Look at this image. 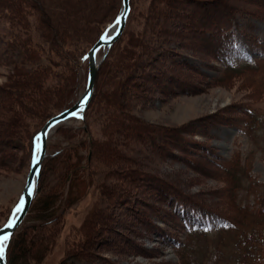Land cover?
I'll use <instances>...</instances> for the list:
<instances>
[{"label": "rangeland", "instance_id": "1", "mask_svg": "<svg viewBox=\"0 0 264 264\" xmlns=\"http://www.w3.org/2000/svg\"><path fill=\"white\" fill-rule=\"evenodd\" d=\"M117 5L0 0V227L26 184L30 136L73 92L71 106L83 93L88 65L79 59L77 80L75 59L113 23ZM129 12L96 73L86 120L71 118L49 134L50 150L59 152L44 160L37 198L15 229V258L10 243V264H182L183 254L199 264H239L236 232L186 236L173 197L233 226L246 215L234 206H253L264 223L257 201L264 129L243 132L249 121L264 125V61L243 36L264 42V0H129ZM226 13L242 31L228 30L237 32L240 62L257 70L224 74L210 53L211 24ZM144 209L150 220L140 219ZM171 237L182 245L173 247Z\"/></svg>", "mask_w": 264, "mask_h": 264}, {"label": "trees", "instance_id": "2", "mask_svg": "<svg viewBox=\"0 0 264 264\" xmlns=\"http://www.w3.org/2000/svg\"><path fill=\"white\" fill-rule=\"evenodd\" d=\"M120 5H121V0H118V5L116 7V10H115L114 14L112 15L111 20H113L116 17V15H117V13H118V11L120 9ZM220 14H222V13H220ZM129 15H130V12L128 14L126 22H127L128 18H129ZM218 16L214 15V17H218ZM235 19H236L235 15L233 17L232 15L230 16V14H228V13L224 14V16H222V17H220L218 19H215L212 22V24H211L212 34L210 33L209 30L205 31L207 34L208 33L211 34L210 36H208L209 40L206 41L204 39V38H206L205 35L203 36V39L207 42V44H208V42L211 43V45L209 46V49H210L209 51L212 54V56L214 58H216V60H218L219 62L222 63V67L220 68V71L222 73H224V74L226 72H231V73L239 72V71H241L243 69H249L251 71L252 70H257V67L259 65V64H257V66H255V65L252 66L248 62H240V59H239L238 55L240 53H242V52H241V49H240L239 45H237L236 43L234 44L235 38L237 39V36H234L233 34L237 33L236 32L237 30L240 31V29H237L239 27V25H237V20H235ZM232 25L235 26L236 31L228 32V30L231 28ZM125 27H126V25H125ZM195 28H196V26H195ZM101 31L98 33L96 38L90 43V45L86 48V50L83 51L75 59V62H74L75 72H76V75L80 74V77L78 76L79 78L77 77L78 78L77 80H81V77H82L81 73H83V70L78 68V61H79V59L81 57H83V55H85L87 53V51L96 42V40H97L98 36L100 35ZM124 31H125V28H124L122 34L120 35V37L112 44V46H111V48L109 50V53L112 50V48L114 47V45L118 42V40H120V38L122 37ZM201 31H202V29H201ZM240 32H242V31H240ZM243 36L245 38L246 43H249L251 48H255V49L258 50L260 58L258 59L257 62L264 61V42H260L259 40L256 39V37L253 38V36H247L245 33H244ZM108 54L106 55V57L108 56ZM101 65L99 66L98 71L100 70ZM97 75H96V78H97ZM219 79L221 80V78H219ZM77 83H79V81ZM76 94H77L76 91L73 92V97L71 98V100L69 101L67 106L65 108L61 109L60 111L56 112L55 114L47 117L45 120H43V122L40 124L38 129L30 136V139H29V154L30 155H31V151H32V145H33L34 137L37 134V132L40 130L41 126L50 117H52V116L60 113L61 111L69 108L73 104L74 100L76 99L75 98ZM92 97H93V95H92ZM92 97L90 99V102L92 100ZM90 102L88 104V107L90 105ZM253 114L254 113L251 112L247 116L255 118V116ZM83 117L84 118H83V120H80V123H82L83 121L86 120V112H84V116ZM245 125L246 126L244 127V131L243 132L247 136L249 134L253 133L256 129H258V130L259 129H264V125L263 124L262 125H260V124L258 125L257 123H253L252 121H249L247 124L245 123ZM85 133H87V134L89 133L88 129L84 130V134ZM58 152H59V150L58 151L57 150L51 151L50 147H49V144L47 143L46 152H45L44 157H43V162L41 164L40 172L38 174L36 190H35V196L33 198V201H32V204H31L30 208L32 207V205L34 204V201L37 198V192H38V187H39V177L41 175V170H42V166H43L44 160H45L46 157L52 158L54 155L58 154ZM29 158H30V156H29ZM227 161H228V159H227ZM227 164L231 165L232 171H234L235 168L237 167V159H233L232 158V159H230V161L227 162ZM227 176H229L228 172H227V174L224 177H227ZM238 181H240V177H239ZM149 182H151V181L149 180ZM233 182H232L231 186H233ZM155 187H156V185H155ZM156 189L159 190L158 187H156ZM259 193L261 194V198H259L260 202H259L258 199H257V201H258V203H260L259 207L263 208L264 193H262V192H259ZM247 194H248V192H247ZM162 196L163 195H161V197ZM179 201L180 200H177L176 197H173V199H171V202H169V203L170 204L174 203L173 207H175L176 205L179 206V207H175V210L177 208H179V209H177L173 213L177 217V219L181 221L180 222L181 223V227H182V230L184 231V234L186 236H189V237L192 238V236L196 235V234H197V236L208 235V234L210 235V233H217V232L220 231L219 233L221 235V231L222 232H224V231H230V232L235 231L237 239L239 241H241L240 242L241 243V246H240L241 250L239 251L240 258H241L240 263L241 264H244V263H246V264H258L260 258L264 255V247H263L264 246V223L261 222L262 221V219L260 220L261 217L259 218V216L263 215L261 209H259V210L257 208L254 209L253 206L251 207L252 209H247L245 207H242L241 204L235 205L234 207L236 209V214L246 213V215L245 214H244V216L237 215L236 216V225L233 226L232 224H230V222L227 219L223 218V216H218L217 214L214 213V211H212V210H210L208 208L207 209H205V208L203 209V208L194 207V206H190V205L189 206L186 205L187 206V208H186V206L184 204L181 205V206L178 205V203L179 204L182 203V201H180L181 203ZM240 206H241V209L238 208ZM189 207H190V209H189ZM30 208H29V210H30ZM35 211L36 212H40V213H38V217L39 218L43 217V214H42L43 208H42V206L36 207ZM143 213L144 214H142V217L144 219L142 217L140 219H143V221H144L145 219L149 218L148 220H150V216H148V214L146 215V213H148V212L147 211H143ZM252 215H253V217H251ZM245 216L248 217V219H249L247 222L244 221V217ZM145 217H147V218H145ZM161 219L164 220L165 218L161 217ZM258 219H259L260 222L258 221ZM19 227H18V229H19ZM157 228H158L157 230H161V229H159V227H157ZM17 230L12 234V236H11L9 242H8V245H7V248H6V252L4 254V264H10L9 263V257H8V251H9L10 243L12 245H16V247H17V248H15V247L12 246L14 248L13 249L14 251H12L13 252L12 254H13V257L15 258V253H16L15 251L19 247V243L18 244L14 243L15 242L14 239H16V235H17ZM151 230H154V229L151 228ZM170 240L173 241V237H171ZM181 245L182 244L179 241H176V242L173 241V247L177 248L178 246H181ZM184 253H186V252H184ZM186 254H189V253H186ZM179 258H180L182 264H199V262L187 261V259H185L186 257H185L184 254L182 255V257L180 256ZM262 259H264V257H262ZM261 264H264V261H262Z\"/></svg>", "mask_w": 264, "mask_h": 264}, {"label": "water", "instance_id": "3", "mask_svg": "<svg viewBox=\"0 0 264 264\" xmlns=\"http://www.w3.org/2000/svg\"><path fill=\"white\" fill-rule=\"evenodd\" d=\"M125 12H126V16L123 15V13H125ZM128 12H129V0H121L120 11H119L117 17L115 18V20L113 21V23L109 27H107V29L103 32V34L100 36L98 41L94 44V46L81 59V61L86 60L87 65H88V71H87V76H86V85H85V89H84L83 93L80 95V97L78 98V100L76 101V103L73 106H71L70 108L58 113L57 115H55L54 117H52L48 121H46V123L42 126L40 131L34 137L31 162H30V167H29V171L27 174V178H26V184H25L24 189L22 191V195H21L18 203L12 209L11 215L8 218V220L10 218H12V213L14 212L16 206L20 203L21 198H23L25 201L23 211L18 214V220H17L16 226L11 230L5 229L4 226L8 222V220H7L6 223L2 227H0V229L4 230V232L0 233V234H5L9 231H11V233L13 234L15 229L20 225V223L22 222V220L24 219V217L27 214V211L30 207V203L34 198L38 174L40 171L41 162L43 160V157H44V154L46 151L47 139L49 137L50 130L53 127L65 122L71 118L83 120L84 111H85V109L89 103V100L92 96V93H93L94 80H95V76H96L98 67H99L100 63L102 62L105 54L109 50L110 46L112 45V43L121 34V32L124 28V25H125V21H126V17L128 15ZM118 17L120 18V24L116 25L115 21ZM100 49H103V55H102V57L97 59V53ZM73 113H75V115H73ZM37 136L40 137L39 143L41 145V150L38 154L39 155V162L36 165V167L34 168L33 167V152L35 150V145H36L35 138ZM30 185L33 188L31 196L28 195V191H27ZM0 264H4V256L2 259H0Z\"/></svg>", "mask_w": 264, "mask_h": 264}, {"label": "snow or ice", "instance_id": "4", "mask_svg": "<svg viewBox=\"0 0 264 264\" xmlns=\"http://www.w3.org/2000/svg\"><path fill=\"white\" fill-rule=\"evenodd\" d=\"M123 15L126 16V12L123 13ZM115 24L116 25L120 24V18L119 17L116 19ZM73 115H75V113H73ZM35 140H36V145H35V150L33 152V167L34 168L36 167V165L39 162V155L38 154H39V152L41 150V145L39 143L40 137L37 136L35 138ZM27 191H28V195L31 196L32 195V191H33V188H32L31 185L29 186ZM24 203H25L24 199L21 198L20 203L16 206L14 212L12 213V218H10L8 220V222L5 224V226H4L5 229L11 230V229H13L16 226V223H17V220H18V214L23 211ZM3 232H4V230L0 229V233H3ZM11 235H12L11 231H9V232H7L5 234H0V259H2L3 256H4L5 249L7 247V243L10 240Z\"/></svg>", "mask_w": 264, "mask_h": 264}, {"label": "bare ground", "instance_id": "5", "mask_svg": "<svg viewBox=\"0 0 264 264\" xmlns=\"http://www.w3.org/2000/svg\"><path fill=\"white\" fill-rule=\"evenodd\" d=\"M211 2H212V1H211ZM206 6H207V5H206ZM210 7H212V6H210ZM207 8H209V7H207ZM210 9H211V8H209V9H207V10H210ZM212 9H214V8H212ZM205 11H206V10H205ZM205 11H204V12H205ZM191 13H192V12H191ZM127 17H128V16H127ZM126 23H127V22H126ZM195 26H196V25H194V27H193L194 29H195ZM183 31H184V30H183ZM111 32H112V31H111ZM111 32H110V33H111ZM196 32H197V31H196ZM121 34H122V33H121ZM121 34H120V35H121ZM119 37H120V36H119ZM173 45H174V44H173ZM100 50H101V49H100ZM202 61H203V60H202ZM152 64H153V63H152ZM191 66H192V65H191ZM199 67H200V66H199ZM97 72H98V70H97ZM97 74H98V73H97ZM225 77H226V76H225ZM222 78H223V77H222ZM95 79H96V77H95ZM222 80H223V79H222ZM136 81H137V80H136ZM162 82H163V81H162ZM221 84H222V83H221ZM229 84H230V83H229ZM93 91H94V87H93ZM92 94H93V93H92ZM91 97H92V96H91ZM90 99H91V98H90ZM89 102H90V100H89ZM88 104H89V103H88ZM87 107H88V105H87ZM87 107H86V108H87ZM85 110H86V109H85ZM202 122H203V121H202ZM216 125H217V124H216ZM53 128H54V127H53ZM53 128H52V129H53ZM52 129H51V130H52ZM51 130H50V132H51ZM50 132H49V134H50ZM40 168H41V167H40ZM128 170H129V169H128ZM140 170H141V169H140ZM39 172H40V171H39ZM129 172H130V171H129ZM135 175H136V174H135ZM195 180H196V179H195ZM152 182H153V181H152ZM138 184H139V183H138ZM151 184H152V183H151ZM131 186H132V185H131ZM153 186H155V185H153ZM169 186H170V185H169ZM148 189H149V188H148ZM130 190H131V189H130ZM152 190H153V189H152ZM152 190H151V191H152ZM147 194H148V193H147ZM149 194H150V193H149ZM152 197H153V196H152ZM157 198H158V197H157ZM161 199H162V198H161ZM141 200H142V199H141ZM32 201H33V200H32ZM32 201H31V202H32ZM179 202H180V201H179ZM30 204H31V203H30ZM135 205H136V204H135ZM140 210H141V208H140ZM144 210H145V209H144ZM145 211H146V210H145ZM147 211H149V210H147ZM154 211H155V210H154ZM106 212H107V211H106ZM140 212H142V211H140ZM142 213H143V212H142ZM150 213H152V212L150 211ZM154 213H155V212H154ZM126 214H127V213H126ZM143 214H144V213H143ZM152 214H153V213H152ZM149 215H150V214H149ZM152 216H153V215H152ZM135 217H136V216H135ZM133 218H134V217H133ZM142 218H143V217H142ZM145 218H147V217H145ZM130 219H131V218H130ZM143 219H144V218H143ZM148 219H149V218H148ZM115 220H116V219H115ZM133 220L135 221V218H134ZM141 220H142V219H141ZM138 224H139V223H138ZM53 225H54V224H53ZM132 225H133V224H132ZM132 227H133V226H132ZM137 227H138V226H137ZM139 227H140V225H139ZM139 227H138V228H139ZM104 228H105V227H104ZM141 228H142V227H141ZM143 228H144V227H143ZM111 230H112V229H111ZM145 230H146V229H145ZM49 231H50V230H49ZM136 231H137V230H136ZM104 232H105V231H104ZM92 233H93V232H92ZM137 234H138V232H137ZM139 234H140V233H139ZM145 234H146V233H145ZM146 235H147V234H146ZM117 237H118V236H117ZM140 237H141V236H140ZM145 237H146V236H145ZM97 238H98V237H97ZM34 244H35V243H34ZM84 244H85V243H84ZM95 245H96V244H95ZM132 246H133V245H132ZM89 247H90V246H89ZM126 247H127V246H126ZM139 255H140V254H139ZM143 257H144V256H143Z\"/></svg>", "mask_w": 264, "mask_h": 264}]
</instances>
